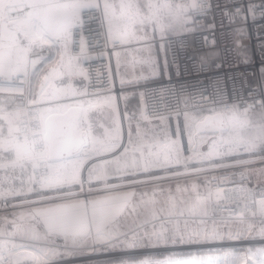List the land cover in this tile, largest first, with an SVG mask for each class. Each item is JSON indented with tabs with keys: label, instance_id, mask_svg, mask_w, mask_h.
Here are the masks:
<instances>
[{
	"label": "snow or ice",
	"instance_id": "obj_1",
	"mask_svg": "<svg viewBox=\"0 0 264 264\" xmlns=\"http://www.w3.org/2000/svg\"><path fill=\"white\" fill-rule=\"evenodd\" d=\"M211 8L0 0V94L24 100L0 98V264H264V98L230 100L215 79L199 98L165 93L153 120L142 107L121 114L110 90L89 91L93 36L113 51L166 48ZM249 10L264 18V3ZM100 108L109 122L94 118ZM221 169L233 171L210 175Z\"/></svg>",
	"mask_w": 264,
	"mask_h": 264
},
{
	"label": "built area",
	"instance_id": "obj_2",
	"mask_svg": "<svg viewBox=\"0 0 264 264\" xmlns=\"http://www.w3.org/2000/svg\"><path fill=\"white\" fill-rule=\"evenodd\" d=\"M210 3L211 10L205 17L196 20L193 30L174 34L167 43L171 75L164 81L145 84L138 90L140 105L150 119L154 120L163 111L167 102L165 93L183 88L184 96L194 94L199 98V93L205 90L209 94L213 93L212 81L215 79L226 82V93L230 100L251 103L264 98V77L260 73L264 62V18L260 11L253 13L249 10L250 7L259 8L264 0H210ZM237 5L245 9L246 18L244 13L239 17L235 15ZM91 42L96 48L90 54L104 53L106 56L89 61L86 65L91 77L89 91L110 90L113 95L120 97L122 87L117 81L115 52L123 46L113 51L111 45L104 41L103 35L99 38L93 36ZM200 53L205 55L199 57ZM245 59L250 62L245 63ZM203 61L208 62V67L202 68ZM233 84L236 85L235 93ZM249 89L255 91L250 93ZM0 95L24 103L23 98L16 93ZM212 99L219 102L220 97L212 95ZM232 171L221 169L210 175H231ZM236 171L238 173L243 169ZM235 178L239 180V175ZM251 183L255 186L253 177Z\"/></svg>",
	"mask_w": 264,
	"mask_h": 264
},
{
	"label": "crops",
	"instance_id": "obj_3",
	"mask_svg": "<svg viewBox=\"0 0 264 264\" xmlns=\"http://www.w3.org/2000/svg\"><path fill=\"white\" fill-rule=\"evenodd\" d=\"M100 2L102 3L103 0H100ZM193 29L194 25L192 26V30ZM116 52L119 53V56L116 55ZM116 52L115 60L118 63L116 66L117 81L120 85L121 81H124L123 87L121 85L122 94L118 97L119 111L123 114L125 107L127 106L129 113L136 112L138 114L141 108L138 98V90L145 84L164 81L171 75L167 57V45L166 48H162L158 42L152 47L148 45L134 44L130 47L123 46ZM91 56L93 59L90 61H94L98 58H103L106 55L104 53H99L91 54ZM0 98L9 97L0 95ZM94 111L95 119L105 123L109 122V109L100 108ZM126 127L127 121L125 120V128ZM253 179L255 182V177H253ZM0 214L7 213L0 211Z\"/></svg>",
	"mask_w": 264,
	"mask_h": 264
},
{
	"label": "rangeland",
	"instance_id": "obj_4",
	"mask_svg": "<svg viewBox=\"0 0 264 264\" xmlns=\"http://www.w3.org/2000/svg\"><path fill=\"white\" fill-rule=\"evenodd\" d=\"M205 54L204 53H200L198 56L199 57H203ZM172 129H175V121L173 120L172 125H171ZM254 245H258L260 242L256 241L253 242ZM241 247L242 245L239 242H234L232 245H225L223 247ZM204 248H216V247H222L220 245H204L202 246ZM179 249H156V250H152L154 252H165V251H177ZM210 255H212L213 257H215L217 254L219 253H209ZM100 259L99 257H83V258H72L68 261V264H96V261Z\"/></svg>",
	"mask_w": 264,
	"mask_h": 264
}]
</instances>
